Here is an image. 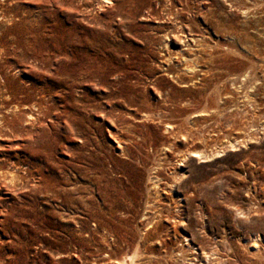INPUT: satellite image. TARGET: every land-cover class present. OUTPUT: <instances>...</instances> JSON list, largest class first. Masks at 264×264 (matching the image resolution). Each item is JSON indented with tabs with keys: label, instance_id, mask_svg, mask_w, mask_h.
Here are the masks:
<instances>
[{
	"label": "rangeland",
	"instance_id": "rangeland-1",
	"mask_svg": "<svg viewBox=\"0 0 264 264\" xmlns=\"http://www.w3.org/2000/svg\"><path fill=\"white\" fill-rule=\"evenodd\" d=\"M0 264H264V0H0Z\"/></svg>",
	"mask_w": 264,
	"mask_h": 264
},
{
	"label": "bare ground",
	"instance_id": "bare-ground-1",
	"mask_svg": "<svg viewBox=\"0 0 264 264\" xmlns=\"http://www.w3.org/2000/svg\"><path fill=\"white\" fill-rule=\"evenodd\" d=\"M167 130H168V128H167Z\"/></svg>",
	"mask_w": 264,
	"mask_h": 264
}]
</instances>
